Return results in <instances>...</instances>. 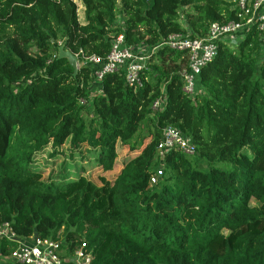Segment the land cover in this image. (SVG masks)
Segmentation results:
<instances>
[{
    "label": "trees",
    "instance_id": "1",
    "mask_svg": "<svg viewBox=\"0 0 264 264\" xmlns=\"http://www.w3.org/2000/svg\"><path fill=\"white\" fill-rule=\"evenodd\" d=\"M232 20L227 0H0V224L60 240L62 257L80 247L89 264H264V41L254 24L219 42L194 95L188 52L162 45ZM117 32L148 50L139 84L58 57L105 58ZM166 126L194 151L160 158ZM14 246L0 238V264H17Z\"/></svg>",
    "mask_w": 264,
    "mask_h": 264
},
{
    "label": "built area",
    "instance_id": "2",
    "mask_svg": "<svg viewBox=\"0 0 264 264\" xmlns=\"http://www.w3.org/2000/svg\"><path fill=\"white\" fill-rule=\"evenodd\" d=\"M233 8L239 21L225 23L214 22L209 25L206 36L202 38L191 37L188 34H170L162 43L171 49L186 50L189 54L188 69L182 73L183 90L194 95L196 79L202 67L216 55L218 43L224 42L228 46L236 45L239 41L237 35L248 30L256 24L259 36L264 41V0H227ZM236 39V40H235ZM143 46L133 47L125 43L122 32L115 33L110 39L109 51L105 58L95 54L84 55L77 58V67L88 66L96 80H100L105 73L124 68L125 81L129 85L140 83V72L147 59L143 53ZM161 99L154 102L153 108H158ZM178 149L191 154L193 145L188 138L172 126L163 129L161 139L157 145L160 158L172 149ZM162 167H157L151 176L155 182L162 175ZM0 238L14 242L15 246L7 257L17 264H89L90 253L77 248L71 257H62L65 249L61 241L54 238H38L17 236L7 223L0 224Z\"/></svg>",
    "mask_w": 264,
    "mask_h": 264
},
{
    "label": "rangeland",
    "instance_id": "3",
    "mask_svg": "<svg viewBox=\"0 0 264 264\" xmlns=\"http://www.w3.org/2000/svg\"><path fill=\"white\" fill-rule=\"evenodd\" d=\"M183 23V22H182ZM188 35H190V33L188 32L187 33ZM114 34L112 33V34H109L108 35V37H109V40H110V38L113 36ZM241 38V35L239 34V35H237V37H236V39L237 40H239ZM235 39V40H236ZM235 46V44L234 45H230V47H234ZM143 53L146 55V54H148V50H143ZM146 141H148V140H146ZM66 148L67 147H64V151L66 152ZM70 152V151H69ZM69 152L67 153L66 152V156H68L69 157ZM137 151H134V153H132L131 155H133V154H135ZM119 156L120 157H122V158H125V156H129V151H128V149L127 148H122V150H120L119 149ZM70 158V157H69ZM44 160H46L45 159V156H42V158H41V161H44ZM63 160H66V161H68L67 159H64V158H57V160L56 161H54V163H51L52 161L51 160H49L48 162H45V163H43V167H41V170L44 172V175H47L48 173H50L51 171H53V173L52 174H54V171L56 172L57 170H58V167L60 166V164L63 162ZM39 163H41V162H39ZM38 163V164H39ZM119 165L120 164H118L117 163V165L113 168V170L111 171V172H107V173H105L104 175L106 176V178H108V179H111V177H112V174L113 173H115V172H117V171H119ZM43 168V169H42ZM91 169V171H90V173H89V176H90V178H92V179H94L95 181H96V176L97 175H99V172H98V170H96L94 167H90Z\"/></svg>",
    "mask_w": 264,
    "mask_h": 264
},
{
    "label": "water",
    "instance_id": "4",
    "mask_svg": "<svg viewBox=\"0 0 264 264\" xmlns=\"http://www.w3.org/2000/svg\"><path fill=\"white\" fill-rule=\"evenodd\" d=\"M58 57L66 58L69 65L73 68L74 72L77 70V59L76 56L73 55L70 51L64 50L62 46L58 48Z\"/></svg>",
    "mask_w": 264,
    "mask_h": 264
}]
</instances>
